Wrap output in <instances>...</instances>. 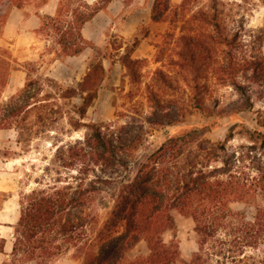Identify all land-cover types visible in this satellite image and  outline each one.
Listing matches in <instances>:
<instances>
[{
	"label": "trees",
	"instance_id": "1",
	"mask_svg": "<svg viewBox=\"0 0 264 264\" xmlns=\"http://www.w3.org/2000/svg\"><path fill=\"white\" fill-rule=\"evenodd\" d=\"M112 1L91 5L85 0H60L54 15L41 16L36 32L47 37L48 50L55 54V60L64 63L93 49L92 42L83 37V27ZM48 2L0 0V88L13 70L12 55L1 45L12 11L32 3L42 8ZM171 6V0H154L151 23L164 22ZM260 34L264 38L263 31ZM218 35L221 36L219 31ZM139 44L136 38L133 47L120 56L122 65L133 74L129 62ZM104 61L109 62L107 71ZM27 66L24 87L7 100L8 110L0 106V131L15 130L17 146L23 152L29 151L33 140L47 133L71 135L84 128L89 132L84 140L58 148L53 159L55 178L37 182L36 188L20 195V218L7 264H49L71 249L83 255V264H264V210L259 208L248 214L232 208L235 203L247 204L258 191L264 194V173L258 170L257 176L251 177L244 168L234 170L243 159L227 153L226 143L232 134L224 143L200 147V151L207 153L202 161L201 155L192 156L189 151L196 130L174 137L138 163L132 172L129 162L121 156L122 142L106 133L103 125L82 122L98 97L104 76L113 69V59L104 55L97 66L90 65L86 78L73 86L38 74L33 63ZM251 66L250 81L263 89L264 57H253ZM236 88L241 100L235 108L222 111V117L238 115L254 106L252 88L241 84H236ZM151 123L164 126V120L158 118ZM260 127L261 132H247L251 137L264 139V121ZM140 141L132 143L134 150ZM3 157L8 158L6 154ZM203 160L208 164L221 162L222 166L209 169ZM64 170H76V176L71 178L81 182L96 170L104 175L126 173L117 186L114 206L102 224L99 225L97 214L91 217L86 212L95 201V191L80 185L74 189L67 181L69 176L63 175ZM99 181L110 184L112 179L98 177L92 184ZM104 206L108 207L105 202ZM174 210L192 218L198 235V250L186 261H181L175 239L164 240V235L175 229L171 214ZM93 225L98 226L97 230ZM142 241L148 254L126 260Z\"/></svg>",
	"mask_w": 264,
	"mask_h": 264
},
{
	"label": "rangeland",
	"instance_id": "2",
	"mask_svg": "<svg viewBox=\"0 0 264 264\" xmlns=\"http://www.w3.org/2000/svg\"><path fill=\"white\" fill-rule=\"evenodd\" d=\"M58 1L54 0L55 5ZM102 1L89 0L91 5ZM152 2L118 1L114 5L118 13L115 17L109 16L111 22H106L108 25L101 39L92 42L93 49H87L76 60L67 59L65 66L58 64L54 68L59 60H55V54L48 50L47 37L37 33V29L31 30L30 24L26 25V21L34 16L39 17L41 23V16L46 14L40 15L38 3L14 9L1 40V45L12 55L13 70L0 88V106L4 105L2 109L8 110L5 107L7 100L24 87L28 63L36 66L38 74L52 76L66 86H73L86 78L91 64L94 68L107 55L114 61L113 69L104 76L98 97L82 122L101 124L106 133L118 143L122 142L124 150L121 156L129 162L132 172L136 171L138 163L169 144L172 138L196 130L195 142L189 145L192 156L201 155L202 161L207 153L200 151V147L224 143L232 134V139L226 143L227 153L243 159L234 170L244 168L251 177L257 176L258 170L264 173V139L251 137L247 132H261L260 124L264 121V86L261 89L250 81L253 57H264V38L260 34L261 31L264 33V0L174 1L162 25L152 30L150 26H141L135 37L123 39L120 30L125 20L130 14H134L137 20H145L151 15L147 9L152 7ZM145 37L148 40L132 53L129 62L133 74L122 65L120 56L133 47L136 38L141 43ZM103 65L107 71L109 62L104 61ZM236 84L252 88L255 92L252 94L254 106L238 115L222 117V111L235 108L241 100ZM165 116L170 117L165 119ZM157 118L164 120V126L151 123ZM169 122H174V125L169 126ZM15 132L12 130L11 133L14 138L17 137ZM88 132L84 128L71 135L47 133L33 140L27 152L2 139L6 144H1L0 157L6 154L9 159H17L8 180L11 194L20 201V195L36 188L37 182L46 183L55 178L53 159L58 148L84 140ZM137 140L141 143L134 150L132 143ZM207 160H203L204 164H208ZM208 165L212 169L222 166V163L210 162ZM76 170L72 173L64 170L63 175L69 176L67 181L74 189L80 185L83 189L95 191V201L86 212L91 217L97 214L100 225L114 206L117 186L126 173L120 171L104 175L96 170L89 179L81 182L71 178L76 176ZM98 177L112 179V182L92 184ZM247 202L235 203L232 208L248 214L257 212L259 208L264 210L263 192L252 194ZM171 214L175 229L167 232L164 240L175 239L181 251V261L189 260L198 250L195 224L191 217L177 210ZM93 227L94 230L98 228L96 225ZM147 254V245L142 241L128 253L126 260ZM83 258L82 254L71 249L49 264H83Z\"/></svg>",
	"mask_w": 264,
	"mask_h": 264
},
{
	"label": "crops",
	"instance_id": "3",
	"mask_svg": "<svg viewBox=\"0 0 264 264\" xmlns=\"http://www.w3.org/2000/svg\"><path fill=\"white\" fill-rule=\"evenodd\" d=\"M60 1V0H59ZM58 1V3H59ZM86 2H89V0H85ZM120 0H114L112 1L107 9L99 12L93 20H91L89 23H87L82 30L83 37L90 41V42H97L101 39V36L104 34V30L107 28V21L111 22V18L109 16L115 17L118 12H115L114 5L118 3ZM154 1V0H153ZM179 1V0H171ZM57 3V4H58ZM153 3V2H152ZM150 5V2L148 3ZM148 5V6H149ZM152 6V4H151ZM57 5H55V2L53 0L50 1L43 6L42 8H39L40 15L46 14V15H54L56 11ZM147 11H151V7L147 9ZM39 17H32L28 21H26V25H29V28L33 31L38 29L40 25ZM162 25V23H151V15H148L145 20H137L134 14H130L129 17L125 20V22L121 26V35L123 39L129 40L135 37L138 29L141 26H150L151 30L155 29V27H158ZM148 40L147 37L144 38V40L140 43V45L137 48V51L140 49L142 45ZM85 52V51H84ZM83 52V53H84ZM83 55V54H81ZM80 55V56H81ZM80 56L69 58L70 60H76ZM62 65L65 66V63H62L61 61H56L55 65ZM51 75V74H50ZM52 77V76H50ZM53 78V77H52ZM12 130H1L0 131V149L1 144H6L2 139H7L9 143H16V136L11 134ZM16 133V132H15ZM10 139L14 142H10ZM17 163V159H9L0 157V246L2 245V249L0 250V264H7L9 263L11 259V253L13 251L14 247V232H15V226L17 225L19 218H20V203L18 199L11 194L12 187H10V177L12 176L10 174V171L14 169L15 165ZM71 264L73 262H70ZM66 263V264H70Z\"/></svg>",
	"mask_w": 264,
	"mask_h": 264
}]
</instances>
